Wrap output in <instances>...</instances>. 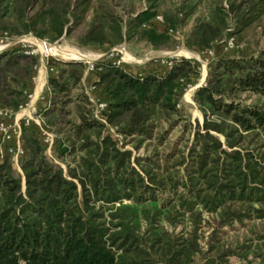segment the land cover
<instances>
[{
    "label": "trees",
    "instance_id": "trees-1",
    "mask_svg": "<svg viewBox=\"0 0 264 264\" xmlns=\"http://www.w3.org/2000/svg\"><path fill=\"white\" fill-rule=\"evenodd\" d=\"M165 2L0 0V38L162 50L193 19L183 44L204 52L264 16V0ZM116 59L86 75L85 61L49 58L51 104L39 113L58 162L36 124L22 127L18 166L15 138L0 132V264H264V42L213 60L194 93L203 122L181 105L198 60L134 74ZM39 67L19 45L0 52V110L29 102Z\"/></svg>",
    "mask_w": 264,
    "mask_h": 264
},
{
    "label": "rangeland",
    "instance_id": "rangeland-1",
    "mask_svg": "<svg viewBox=\"0 0 264 264\" xmlns=\"http://www.w3.org/2000/svg\"><path fill=\"white\" fill-rule=\"evenodd\" d=\"M165 1L166 2L162 6V8H167L170 5H174L180 2V0H165ZM225 6L227 7L226 3ZM139 7L141 8V5ZM199 10L200 13L204 12L205 11L204 6H202ZM200 13H197V15H199ZM192 25H193V19H191L187 25L182 27V29H180L174 34L175 44L172 49L155 50L151 46L147 45L145 42H137V41L132 42L131 44L123 43L111 49L92 48V47L86 48V47H80L77 44H75L73 40L66 38H62L56 42H50L46 40L47 43L50 45H46L42 47L40 46V49L44 53L45 51L51 52L50 57H53L55 59L58 58L63 60H70L71 59L69 58L70 56L62 52L60 53L58 51L59 49L58 46H60L65 51H72L74 53L79 54V56L71 60L84 61L90 59V60H96L95 62H98L104 58H108L112 49H117L116 51H113L114 53L113 57L121 60L123 67L134 74L140 72V70H142L148 64H152L151 66L164 70V66L169 65V60L171 58H176V57L194 58L198 60L201 64V77L197 82L194 81L191 84L190 88L187 90V92L184 94L181 100V105L184 112L190 115L193 122H195L196 120L202 122L203 115L194 101V93L198 88V86H202L206 83L211 63L216 57L221 55L236 54V53L240 54L243 52L249 53L256 51L260 47H262L264 42V16L259 21H256L247 27V29L244 31L242 35L241 40L235 38V42L237 40V44L235 43V46L233 48L228 47L226 41H221L219 43V47L206 50L204 52L191 50L183 44L184 36L191 30ZM85 29H86V23L83 22L76 28L74 34L77 36L83 33ZM224 39L227 40V38ZM23 44L30 45L32 47L36 45L35 43L29 41L14 43V45H19V46H23ZM232 49L233 51H231ZM126 52L128 53V56L125 54ZM103 54H107V56H104ZM41 76H42L41 72L38 71L35 77V83H39V80L42 79ZM46 153L50 158L58 162L57 159L55 158L56 155L53 154L52 150L47 149ZM62 165L63 167H65L64 164ZM19 170L20 168H18V171ZM230 233H233V230Z\"/></svg>",
    "mask_w": 264,
    "mask_h": 264
},
{
    "label": "built area",
    "instance_id": "built-area-1",
    "mask_svg": "<svg viewBox=\"0 0 264 264\" xmlns=\"http://www.w3.org/2000/svg\"><path fill=\"white\" fill-rule=\"evenodd\" d=\"M157 19L159 21H163V18L161 15L157 16ZM12 41L15 43L26 42V41L35 43L36 45L34 47H32L30 45H26V44H23V46H20V47L25 51L26 54H33V55L39 56L40 64H44L46 66L48 74H49V70H53L49 66V58H50L51 52L45 51V53H44L40 49V46L42 47V46L50 45L47 43L46 39H40V38L34 37L32 34H28V35L16 37V38L1 37L0 38V52L7 50V49H4L3 46L9 42H12ZM222 41H226L228 47H230V48H233L235 46V43H236L234 37H230V38H227V40L224 39ZM116 50L117 49H112V51L108 57L112 58L114 55L113 51H116ZM103 55L107 56V54H103ZM57 60H59V59L57 58ZM84 61L87 64L86 75H88V73L94 71L96 60L88 59V60H84ZM114 64L117 66H120V65H122V61L119 59H116ZM38 71H39V69H38ZM34 84H35V80H34ZM93 90H94L93 86L87 87V93L90 96L91 101L96 106V117L99 119H102V118H100V114L106 108L107 104L105 102L98 100L94 96V94L92 93ZM32 97H33V94H30L29 95V102L25 106H22L20 108V110L16 113L9 111V110H0V116H2L3 118L6 119V120H3L0 122V132L2 134L3 141H8V140L15 138L16 143H17V149H16V152L14 155V160H15V163L17 165H18L19 156L23 153V150L21 147V136H22V132H23L22 131L23 126H29L32 123L36 124L43 131V134L45 136L44 142L48 145L47 149L52 150V146L54 144L55 134L48 131V130H45L42 127V125L44 123V119L39 112L32 113V114L26 115V116H20V112L26 110L29 107L30 102L32 100Z\"/></svg>",
    "mask_w": 264,
    "mask_h": 264
},
{
    "label": "crops",
    "instance_id": "crops-1",
    "mask_svg": "<svg viewBox=\"0 0 264 264\" xmlns=\"http://www.w3.org/2000/svg\"><path fill=\"white\" fill-rule=\"evenodd\" d=\"M15 42H9L5 44L3 47L4 49H10L13 48ZM39 71L41 72V80H39V83L34 84L33 89V97L30 102L29 107L20 112V116H26L30 115L32 113L39 112L43 109H48L50 107L51 102V90L48 86V72L46 69V66L44 64H40Z\"/></svg>",
    "mask_w": 264,
    "mask_h": 264
},
{
    "label": "bare ground",
    "instance_id": "bare-ground-1",
    "mask_svg": "<svg viewBox=\"0 0 264 264\" xmlns=\"http://www.w3.org/2000/svg\"><path fill=\"white\" fill-rule=\"evenodd\" d=\"M50 48V47H49ZM58 51L61 53H64V54H67L68 56H70L69 58H71V59H75L77 56H79V54H77V53H74V52H72V51H65V50H63L60 46H58ZM127 56H128V53L126 52L125 53ZM130 56V55H129ZM136 60V59H135Z\"/></svg>",
    "mask_w": 264,
    "mask_h": 264
},
{
    "label": "water",
    "instance_id": "water-1",
    "mask_svg": "<svg viewBox=\"0 0 264 264\" xmlns=\"http://www.w3.org/2000/svg\"><path fill=\"white\" fill-rule=\"evenodd\" d=\"M59 60H62V61H72L71 59L70 60L59 59ZM198 87H200V86H198ZM202 122H203V120H202Z\"/></svg>",
    "mask_w": 264,
    "mask_h": 264
}]
</instances>
